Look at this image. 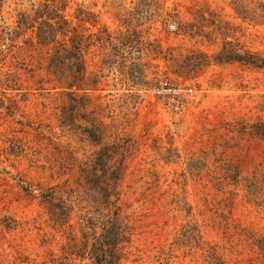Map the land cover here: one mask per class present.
Here are the masks:
<instances>
[{
	"label": "rangeland",
	"instance_id": "374dc122",
	"mask_svg": "<svg viewBox=\"0 0 264 264\" xmlns=\"http://www.w3.org/2000/svg\"><path fill=\"white\" fill-rule=\"evenodd\" d=\"M58 14L87 37L82 82L39 69L33 31ZM250 54L264 0H0V264H104L105 216L126 231L114 264H264Z\"/></svg>",
	"mask_w": 264,
	"mask_h": 264
},
{
	"label": "trees",
	"instance_id": "16d2710c",
	"mask_svg": "<svg viewBox=\"0 0 264 264\" xmlns=\"http://www.w3.org/2000/svg\"><path fill=\"white\" fill-rule=\"evenodd\" d=\"M54 14V11L51 12ZM42 17H40L41 19ZM57 20L54 17H47L44 19L43 23L36 27L37 31H33L35 35V44L40 54L46 51L45 55H49L48 62L41 64L40 70H46L47 74H49L55 80L61 77V74L66 73L69 75V78H75L79 76V80L82 82L86 79V75L88 73V66L86 63V54H85V43L87 37L85 33L82 31L81 33H76V28L73 24V21L68 18L65 14H58ZM31 20H34L33 18ZM15 48V43L12 46ZM48 50H50L48 52ZM54 51L53 53H50ZM53 56V58H50ZM251 62L254 63L255 66L264 67V58L261 55L250 54ZM77 61V62H75ZM40 65V64H39ZM68 87H75V82L73 81ZM88 123V121H87ZM76 125L72 126L75 127ZM106 126L104 122H100L99 127ZM82 132L90 138L101 137V131L98 130L97 126L91 124L90 126H78ZM254 128L252 130L253 138H258L260 141H264V122L258 123L252 126ZM104 132V131H103ZM104 150V149H103ZM123 155H129L132 151L131 146H125L123 148ZM109 163L112 161L110 159L114 158V155H108ZM107 169V168H106ZM114 170L120 171V178H107L106 182L108 188L105 189V193L108 194V205L110 207H115V201H111L112 197L118 195L117 191L120 190V183L124 179L121 176H125L128 173V166H120L115 168L114 165H108V169L106 174L112 173ZM98 172V170H97ZM99 176L98 173H93L92 177ZM116 180L115 182H112ZM100 188V187H99ZM98 188V189H99ZM98 191V190H97ZM109 216H105L103 221L102 230L105 232V238L109 240V249L103 250V254L105 256H101L100 261L104 264H114L117 261L122 260V252L119 247V243L122 239H124V234L126 233L125 227L120 223H114L112 218H108ZM114 232V236H113ZM107 262V263H106Z\"/></svg>",
	"mask_w": 264,
	"mask_h": 264
}]
</instances>
